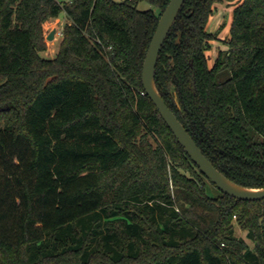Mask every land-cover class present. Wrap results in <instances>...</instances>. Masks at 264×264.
<instances>
[{
	"label": "trees",
	"instance_id": "16d2710c",
	"mask_svg": "<svg viewBox=\"0 0 264 264\" xmlns=\"http://www.w3.org/2000/svg\"><path fill=\"white\" fill-rule=\"evenodd\" d=\"M222 1L227 47L210 65ZM168 2L0 0V264H264V199L220 191L145 94ZM62 12L45 58L44 23ZM154 79L220 172L264 187V0H184Z\"/></svg>",
	"mask_w": 264,
	"mask_h": 264
},
{
	"label": "water",
	"instance_id": "95a60500",
	"mask_svg": "<svg viewBox=\"0 0 264 264\" xmlns=\"http://www.w3.org/2000/svg\"><path fill=\"white\" fill-rule=\"evenodd\" d=\"M183 3L184 0H169L159 16L142 64L141 80L145 94L151 99L162 119L190 159L220 191L242 200L264 199V187L253 188L239 185L225 176L210 162L174 112L167 106L156 88L154 76L158 55ZM54 33L55 29H52L46 39H52Z\"/></svg>",
	"mask_w": 264,
	"mask_h": 264
},
{
	"label": "rangeland",
	"instance_id": "374dc122",
	"mask_svg": "<svg viewBox=\"0 0 264 264\" xmlns=\"http://www.w3.org/2000/svg\"><path fill=\"white\" fill-rule=\"evenodd\" d=\"M233 6V3L227 1H222L220 3L215 4L213 13L211 14L208 20L206 30L211 33L218 31L217 39L210 42L211 49L206 52L209 57L210 64L213 63L217 55V51L221 48L227 47L225 45V40L228 37V29L231 22ZM137 8L140 10L152 9L155 12H157L158 10L156 7H153L152 5L144 1L138 2ZM65 22L66 17L65 14L62 12L57 18H50L44 23V39L47 44V48L45 51L41 52V55L43 57L52 58L55 56L59 42L62 38V35L60 36L58 32L62 30L63 24ZM52 29H55L54 37L52 39H46V36ZM2 178L4 177L0 176L1 180ZM234 234L238 237L244 238L250 246L253 245L252 242L246 238V232L240 229L237 225H235L234 227Z\"/></svg>",
	"mask_w": 264,
	"mask_h": 264
},
{
	"label": "built area",
	"instance_id": "2783aa9c",
	"mask_svg": "<svg viewBox=\"0 0 264 264\" xmlns=\"http://www.w3.org/2000/svg\"><path fill=\"white\" fill-rule=\"evenodd\" d=\"M69 1V0H68ZM58 34L61 36L62 35V30L58 32Z\"/></svg>",
	"mask_w": 264,
	"mask_h": 264
},
{
	"label": "crops",
	"instance_id": "0c3cea01",
	"mask_svg": "<svg viewBox=\"0 0 264 264\" xmlns=\"http://www.w3.org/2000/svg\"><path fill=\"white\" fill-rule=\"evenodd\" d=\"M209 63H210V62H209ZM211 64H212V63H211ZM211 64H210V65H211Z\"/></svg>",
	"mask_w": 264,
	"mask_h": 264
}]
</instances>
